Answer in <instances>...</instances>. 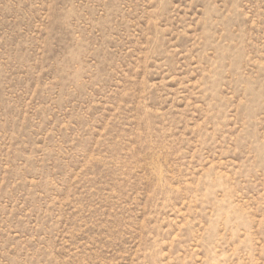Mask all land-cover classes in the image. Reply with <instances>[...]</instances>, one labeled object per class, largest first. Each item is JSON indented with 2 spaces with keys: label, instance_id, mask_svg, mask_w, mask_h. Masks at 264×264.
Returning a JSON list of instances; mask_svg holds the SVG:
<instances>
[{
  "label": "rangeland",
  "instance_id": "1",
  "mask_svg": "<svg viewBox=\"0 0 264 264\" xmlns=\"http://www.w3.org/2000/svg\"><path fill=\"white\" fill-rule=\"evenodd\" d=\"M0 264H264V0H0Z\"/></svg>",
  "mask_w": 264,
  "mask_h": 264
}]
</instances>
